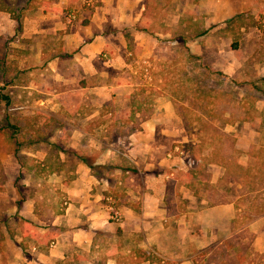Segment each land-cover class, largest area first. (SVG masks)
I'll list each match as a JSON object with an SVG mask.
<instances>
[{"label": "crops", "instance_id": "0c3cea01", "mask_svg": "<svg viewBox=\"0 0 264 264\" xmlns=\"http://www.w3.org/2000/svg\"><path fill=\"white\" fill-rule=\"evenodd\" d=\"M172 1L179 5L174 22L183 26L188 11L198 31L150 30L148 0H37L22 14L18 33L30 41H18L14 63L30 77L15 83L29 88L17 101L61 117L53 132L62 138L52 146L58 167L30 172L26 194L0 206V264H255L253 255L264 264V177L255 169L264 164V0ZM73 10L76 20L68 23ZM161 33L177 44L195 35L185 41L189 54L212 47L220 59L202 64L236 84V109L226 108L222 130L235 138L236 174L247 173L250 188L243 178L229 189L232 162L223 146L213 157L198 147L188 160L172 151L186 136L171 95L161 91L145 108L131 94L132 68L147 69L145 44ZM123 35L140 48L137 60L118 44ZM119 99L128 104L118 114L110 105ZM29 154L40 165L52 162Z\"/></svg>", "mask_w": 264, "mask_h": 264}, {"label": "rangeland", "instance_id": "374dc122", "mask_svg": "<svg viewBox=\"0 0 264 264\" xmlns=\"http://www.w3.org/2000/svg\"><path fill=\"white\" fill-rule=\"evenodd\" d=\"M32 1L37 0H0V98L7 96V101L3 98L0 99V125L2 126L0 129V206H8L12 203V198L18 199L19 196L22 197L26 194L30 186V179L28 178L30 172H36L37 170L44 172L46 169L58 167L56 157L52 156L55 153L52 146L59 143L62 134L56 131L53 132V126L55 125L53 120L57 118V121H60L62 118L58 116L54 118L52 115L45 116L40 113V110L36 109V102L30 105L24 101H17L16 93L23 90L22 93L27 95L26 92L29 91V88L19 89L14 86L16 82L28 81L30 77L24 71L20 72L14 60L19 55L16 46L18 41L23 40L24 43L30 41L28 37H20L18 32L22 28L20 24L21 16L26 13L28 7L32 6ZM148 1L147 8L152 22L149 25L150 27H147L150 30L158 32L166 29L170 32L185 31V33L199 30V24H194L191 27L186 21V17L189 15L188 11L181 12V16L185 20L183 26L174 22L173 9L175 5L177 7L179 5L175 2L172 3V0ZM77 13L73 10L65 14V18L67 14L73 15V19L68 23L73 22L74 19L76 20ZM170 36L172 34H169V36H163L162 33L159 36L154 35L145 44L149 48L150 54L144 53L143 56L145 55V57H141V59H145L150 65L145 66L147 69L138 64H135L132 68L131 82L134 85L131 94L134 95V99H141L143 101L141 103H144L145 108H150V104L153 103L154 96L157 93L162 91L171 95L173 109L181 116L185 129L186 140L174 143L182 150V156L188 160L193 155L192 150L205 147L208 148V152H212L210 156L213 157L220 153V148L223 146V151L227 152L225 156L228 157V152H230L229 159L232 162L229 165L230 177L226 182L232 184L229 189L234 193L237 182H242L243 178L246 180L244 181L245 184L250 188L254 181L249 178L248 174H244L243 178L241 174H236L237 165L233 162H235L238 153L235 150H229V147L232 148L235 138L222 130L223 121L225 120L223 114L226 113V108L236 109L235 100H233L237 96L236 84L229 83L226 80V75L220 69L208 70L202 64L204 61L215 63L216 59H220L212 52V47L205 50L201 55L189 54L184 44L171 41ZM47 39L48 43L46 44L50 47L53 42L52 38ZM122 40L123 44H126L128 49L133 52L131 55L133 60H137L141 55L139 53L140 48L132 42V37L123 35L122 38L117 40L118 44H122ZM209 41H211V38L206 42ZM159 62H163L165 67L160 68ZM110 74L113 75L114 73ZM148 78L150 79L148 80ZM28 96H31V93ZM127 104L128 102L125 103L124 100L119 99L110 106L115 105L114 107L117 108L118 113L119 110H127L125 108ZM19 105L21 107H18ZM35 109L37 111H33ZM125 118L126 115H120L119 122ZM105 119L106 117H104ZM258 122H264V118H259ZM34 123L39 124L38 132L30 133L28 129ZM119 135L122 137L126 134L120 133ZM48 137L51 138L50 141ZM30 151H37L40 153L38 155H48L52 162L47 167L45 164L40 165L33 161L38 157L30 155ZM223 151L222 154H224ZM253 158L254 156L251 159L254 160ZM259 158L263 160L261 156H258L254 162L257 163ZM255 169L259 172V178L264 177V164L255 166ZM236 177L242 178V180L233 181L232 179ZM262 182L261 179L256 181L257 184ZM26 183L27 185H25ZM242 185L240 189L244 188ZM38 188H43L41 183ZM248 188L247 190H249ZM261 190L259 194L263 201L264 189ZM238 248L241 249L240 246H234L231 251ZM250 259L256 264L257 255L251 256Z\"/></svg>", "mask_w": 264, "mask_h": 264}, {"label": "built area", "instance_id": "2783aa9c", "mask_svg": "<svg viewBox=\"0 0 264 264\" xmlns=\"http://www.w3.org/2000/svg\"><path fill=\"white\" fill-rule=\"evenodd\" d=\"M72 19H73V15H71V14H67V15H66V20H67V22H69V21L72 20ZM172 151H173L174 153H176V155H178V156H180V157L183 155V154H182V150H181L178 146H173ZM109 211H110V218H111V219L117 221V220L120 218V214H119L118 210H116V209H114V208H112V207L110 206V207H109ZM50 244H52V242H50Z\"/></svg>", "mask_w": 264, "mask_h": 264}, {"label": "trees", "instance_id": "16d2710c", "mask_svg": "<svg viewBox=\"0 0 264 264\" xmlns=\"http://www.w3.org/2000/svg\"><path fill=\"white\" fill-rule=\"evenodd\" d=\"M202 32H203V31L198 32V33L195 34V35H199V34H201ZM195 35H193V36L188 35V36H186V37L181 36V37L178 39V42L181 43V44H184V47H185V41H186L188 38L194 37ZM2 98H3L5 101H7V96H2ZM2 98H0V99H2ZM1 128H2V126L0 125V129H1ZM239 262H240V258H237V259H234V260H228V261H226V264H238Z\"/></svg>", "mask_w": 264, "mask_h": 264}]
</instances>
